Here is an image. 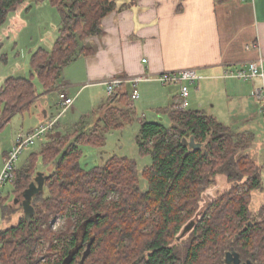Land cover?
Segmentation results:
<instances>
[{
    "label": "trees",
    "instance_id": "obj_1",
    "mask_svg": "<svg viewBox=\"0 0 264 264\" xmlns=\"http://www.w3.org/2000/svg\"><path fill=\"white\" fill-rule=\"evenodd\" d=\"M30 1L0 0V30ZM48 2L60 16L57 39L50 50L33 54L30 78L9 77L2 84L0 131L42 93L58 87L62 71L87 54L82 44L101 37L104 19L116 11V0ZM129 95L126 88L117 90L98 114L92 113L96 121L87 125L83 119L73 133L52 137L16 171L13 191L0 210L4 221L7 210L16 213L18 208L8 204L13 197L23 216L16 226L0 229V264H38L41 240L51 245L45 264H63L76 248L72 264H81L92 240L84 264H224L230 252L264 264V220L256 222L250 209L254 193L263 188L261 169L246 153L250 140L215 119L175 105L165 111L170 127L141 126L139 154L152 161L141 173L128 158L82 167V147L102 148L110 132L133 123ZM191 139L201 148H190ZM40 166L49 173L38 171ZM39 174L43 191L31 200L33 214L26 215L19 199ZM218 176L230 188L205 205L204 194ZM61 217L67 229L56 233L52 222ZM192 222L193 229L181 237Z\"/></svg>",
    "mask_w": 264,
    "mask_h": 264
},
{
    "label": "crops",
    "instance_id": "obj_2",
    "mask_svg": "<svg viewBox=\"0 0 264 264\" xmlns=\"http://www.w3.org/2000/svg\"><path fill=\"white\" fill-rule=\"evenodd\" d=\"M102 28L101 37L82 44L87 54L80 53L62 71L58 87L36 99V121L19 132L31 133L54 119L60 92L77 98L88 87L105 103L103 83L112 77H152L138 88L133 119L138 111L144 118L149 112L162 116L179 102L180 87L162 86L156 79L183 70H195L200 77L189 88V110L242 136H252L262 125L259 93L264 97V77L243 81L222 75L229 69L249 71L251 63L263 62L264 67V0H116V11L104 19ZM98 102L91 101L90 108L74 105L42 139L44 145L52 137L73 133L83 119L89 124Z\"/></svg>",
    "mask_w": 264,
    "mask_h": 264
},
{
    "label": "rangeland",
    "instance_id": "obj_3",
    "mask_svg": "<svg viewBox=\"0 0 264 264\" xmlns=\"http://www.w3.org/2000/svg\"><path fill=\"white\" fill-rule=\"evenodd\" d=\"M59 28L60 16L58 10L52 7L48 0H31L30 2L24 4V6H22L16 14L9 17L7 23L3 25L0 30V89L4 81L9 77L30 78L31 57L34 53L39 51V49L50 50L53 47V44L55 43L58 36ZM35 83L39 88H41L37 80ZM143 86L144 85L140 84L139 89L141 90ZM106 97L107 99L109 98L107 94ZM191 98L192 93L189 97V100H191ZM97 99L99 100L100 104L99 102L97 103L99 105L94 107V112L99 110V108L102 107L107 101L104 100L105 103L101 104V97H95L93 90L86 87L80 91V94L76 98L74 105L77 104L83 108H90L91 101L93 102ZM129 107L133 113L134 110L130 101ZM92 112L90 114H92ZM96 114H98V112H96ZM36 116L37 108L35 105H32L30 109L14 115L10 123H8L0 131V171L3 168V154L5 152L9 153L13 149L12 139L14 134L17 131L19 132L22 127L27 128V124H29L30 121H36ZM96 120V116H91L87 121H92L93 123ZM139 120H145L146 123H161L167 127L171 126L169 116L166 113H163L162 116H157L149 112V114L144 118L141 116L140 111H138L137 117L135 120L133 119V123L131 125H127L123 130L120 131H112L106 136V144L104 147L98 149L85 146L82 147V167L85 169H90L103 166L114 157L128 158L136 161L140 173L145 167H149L152 163L151 159L149 157H141L137 145V137L141 129V122H139ZM100 126L103 127L104 125L101 124ZM252 134V136L246 135L251 143L249 144L250 147L246 153L254 161L256 166L261 169L263 188L254 193L250 209L252 211V218L256 222H261L264 220V121H262L260 128H258ZM48 142H50V139ZM44 144V140L39 141L35 146L25 151L19 160L18 169L28 163V157L31 154L39 153ZM27 165H29V163ZM37 170L45 172L46 174L49 173V169L47 167L40 166ZM35 185L39 186V183L35 181ZM142 185L143 188H145V184L142 183ZM229 188L230 185L228 184L226 178L223 176H218L215 183L204 194L203 203L205 205L208 204L213 199H215L216 196H221L224 194ZM12 191L13 187L11 184H6L5 186L1 187L0 203L3 202V200H6ZM8 204H10L12 210H14V208H18V211L16 213L10 214L7 210V212H5L7 219L4 221L0 210V229H8L10 227L16 226L23 216V211L19 209V204H14L13 197L8 201ZM52 227L53 231L56 233L65 232L67 229L66 218L61 217L54 220L52 222ZM183 244L184 243L180 244L179 248L182 249ZM50 246V243H46L45 241L41 240L40 245L36 248L35 259L38 264L47 263V254L50 250Z\"/></svg>",
    "mask_w": 264,
    "mask_h": 264
},
{
    "label": "built area",
    "instance_id": "obj_4",
    "mask_svg": "<svg viewBox=\"0 0 264 264\" xmlns=\"http://www.w3.org/2000/svg\"><path fill=\"white\" fill-rule=\"evenodd\" d=\"M257 77H264L263 62L251 63L250 70H226L222 78L223 79H238L247 81L249 79H255ZM152 77L148 75H142L131 79H124L121 77H112L106 80L103 85L107 96L110 98L117 90L130 87V103L133 105L139 100V85L141 83L149 82ZM162 86L175 85L180 87V99L176 105V109L189 110V88L192 85L197 84L200 80L195 70H183L176 73H168L157 77L156 79ZM259 97L262 100L261 113L264 115V97L259 93ZM76 101V97H70L65 92L59 93V112L54 119L50 122L41 124L37 129L31 133H18L14 140L13 149L4 158L3 169L0 174V188L6 184H11L14 181L15 173L18 170V163L25 151L36 145L37 142L42 141L48 133H50L58 122L65 117V115L73 109Z\"/></svg>",
    "mask_w": 264,
    "mask_h": 264
},
{
    "label": "water",
    "instance_id": "obj_5",
    "mask_svg": "<svg viewBox=\"0 0 264 264\" xmlns=\"http://www.w3.org/2000/svg\"><path fill=\"white\" fill-rule=\"evenodd\" d=\"M188 145L192 149H200L201 148L200 145L195 144L193 139H191L189 141ZM35 181L39 183V186H36L35 182H34L30 186V188L27 191H25L23 194L22 206L24 209V213L26 215H32L33 214V208L31 206V200L36 194H38L40 191H43V186H44L43 174H39L38 177L35 179ZM194 226H195V222L190 223V225H188V227H186L184 229L181 237L185 236L188 232H190ZM92 242H93V240L91 241V243L88 244L87 249L84 252L83 257L81 259V264H84L85 260L90 256ZM78 252H79V249L76 248L75 251L71 252L68 255V257L64 260L63 264H72L74 257L78 254ZM239 257L240 256L234 252L227 253L225 256V264H233V263L239 264V261H240Z\"/></svg>",
    "mask_w": 264,
    "mask_h": 264
},
{
    "label": "flooded vegetation",
    "instance_id": "obj_6",
    "mask_svg": "<svg viewBox=\"0 0 264 264\" xmlns=\"http://www.w3.org/2000/svg\"><path fill=\"white\" fill-rule=\"evenodd\" d=\"M19 201L22 202L21 199H19ZM239 259H240L239 264H253L251 259H249V258H244V257L241 258V257H239ZM224 264H225V259H224Z\"/></svg>",
    "mask_w": 264,
    "mask_h": 264
}]
</instances>
